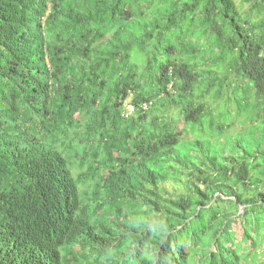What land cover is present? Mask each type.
Instances as JSON below:
<instances>
[{"label": "trees", "instance_id": "1", "mask_svg": "<svg viewBox=\"0 0 264 264\" xmlns=\"http://www.w3.org/2000/svg\"><path fill=\"white\" fill-rule=\"evenodd\" d=\"M75 261L264 264V0H0V264Z\"/></svg>", "mask_w": 264, "mask_h": 264}, {"label": "built area", "instance_id": "2", "mask_svg": "<svg viewBox=\"0 0 264 264\" xmlns=\"http://www.w3.org/2000/svg\"><path fill=\"white\" fill-rule=\"evenodd\" d=\"M133 94L130 93L123 103L122 117L124 119L129 118L131 115L135 114L138 110L146 111L152 105V102H143L140 105H135L132 103Z\"/></svg>", "mask_w": 264, "mask_h": 264}, {"label": "rangeland", "instance_id": "3", "mask_svg": "<svg viewBox=\"0 0 264 264\" xmlns=\"http://www.w3.org/2000/svg\"><path fill=\"white\" fill-rule=\"evenodd\" d=\"M235 1H236V3L238 4V6L241 5V0H235ZM75 250H76V252H78V253H80V254H83V253H84L79 247L76 248ZM77 258L82 260V257H81L80 255L77 256ZM75 264H83V261H81V262H77V261H75Z\"/></svg>", "mask_w": 264, "mask_h": 264}]
</instances>
